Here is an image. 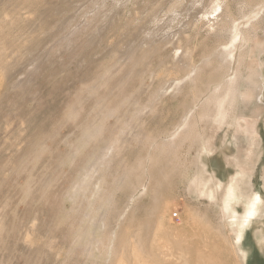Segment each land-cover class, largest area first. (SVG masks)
Listing matches in <instances>:
<instances>
[{
  "label": "rangeland",
  "instance_id": "1",
  "mask_svg": "<svg viewBox=\"0 0 264 264\" xmlns=\"http://www.w3.org/2000/svg\"><path fill=\"white\" fill-rule=\"evenodd\" d=\"M179 1L0 0V264H264V90L217 120L226 37Z\"/></svg>",
  "mask_w": 264,
  "mask_h": 264
},
{
  "label": "bare ground",
  "instance_id": "2",
  "mask_svg": "<svg viewBox=\"0 0 264 264\" xmlns=\"http://www.w3.org/2000/svg\"><path fill=\"white\" fill-rule=\"evenodd\" d=\"M232 1L240 5L241 10H244L246 14L252 8H255L254 11L256 10V14L248 16L254 20V23L247 17L243 19L241 14H239L238 18L232 16L231 13L229 14L230 10L228 5ZM179 2L181 6L180 11L184 10L182 12L184 25L193 26L196 30L205 28L210 32L217 31L221 32L222 35L225 34L226 41L223 44L224 46L220 54L222 55L223 66L226 68L228 79L223 89H217L212 93L209 103L213 106V114H215L219 122H226L232 114L235 128H241L242 124L236 115L237 108H243L245 112L246 110H250L249 105L254 103L251 108L252 111L254 110V116L256 117L258 115L257 105L261 104L264 87L258 81L252 85V92L254 93H250L246 88L242 89V75H237L235 64L238 60L237 64L239 66L241 58L249 52L246 51L243 53L241 50H243L246 44L250 43L251 39H257L259 48L264 46V28L262 29L258 25L260 17L264 20V0H180ZM173 10L175 9H172L170 12ZM171 15L174 16L173 18L177 16L176 13H171ZM260 32L262 33L260 34ZM237 50L239 52L241 51L239 57L236 56ZM248 50L251 49L248 47ZM181 63L189 71L197 70V67L189 60H183ZM245 84L249 85V81ZM239 118L244 119L243 116ZM244 122L247 123L246 120ZM243 132L247 134L249 139H255L252 124L250 126L248 124L245 127L243 126ZM257 200L260 201V198ZM148 229L149 231L152 229L151 224H149ZM243 234L244 231H234L233 235L237 240L241 241L244 236Z\"/></svg>",
  "mask_w": 264,
  "mask_h": 264
},
{
  "label": "built area",
  "instance_id": "3",
  "mask_svg": "<svg viewBox=\"0 0 264 264\" xmlns=\"http://www.w3.org/2000/svg\"><path fill=\"white\" fill-rule=\"evenodd\" d=\"M173 217H174V218H177V215L175 214Z\"/></svg>",
  "mask_w": 264,
  "mask_h": 264
}]
</instances>
